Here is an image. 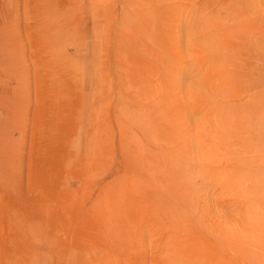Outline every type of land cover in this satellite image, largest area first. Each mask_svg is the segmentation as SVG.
<instances>
[{
	"label": "rangeland",
	"instance_id": "obj_1",
	"mask_svg": "<svg viewBox=\"0 0 264 264\" xmlns=\"http://www.w3.org/2000/svg\"><path fill=\"white\" fill-rule=\"evenodd\" d=\"M0 6V264H264V0Z\"/></svg>",
	"mask_w": 264,
	"mask_h": 264
},
{
	"label": "bare ground",
	"instance_id": "obj_2",
	"mask_svg": "<svg viewBox=\"0 0 264 264\" xmlns=\"http://www.w3.org/2000/svg\"><path fill=\"white\" fill-rule=\"evenodd\" d=\"M10 1V0H9ZM1 3H3V2H1ZM1 8H3L2 6H0V11H1ZM10 8V7H9ZM4 10V9H3ZM4 11H2V13H3ZM8 13V12H7ZM4 14L5 13H3V15L2 16H4ZM0 15H1V12H0ZM6 15V14H5ZM5 17H7V19L5 18V21L6 20H10V19H8V16H5ZM1 18V17H0ZM10 18V17H9ZM2 19H4V17H2ZM2 21V20H1ZM1 21H0V23H1ZM7 21V22H8ZM3 22V21H2ZM6 23V22H5ZM9 23H11V22H9ZM8 23V24H9ZM3 24V23H2ZM1 26V25H0ZM12 27V26H11ZM2 29H3V27H2ZM0 31L2 32V30L0 29ZM12 32V31H11ZM4 33H6V30H5V32ZM4 33L2 32V34L4 35ZM2 34L0 33V52L2 51H7V54H8V51H12V53H14L13 51H14V48L13 49H10V46H14V42H12V39H11V36H8V37H6V36H4L5 37V40H3V36H2ZM15 35V34H14ZM8 38V39H7ZM11 53V52H10ZM9 53V54H10ZM5 55V54H4ZM6 56V55H5ZM15 56V55H14ZM6 59H10L9 57L8 58H6ZM8 61V60H7ZM10 61V60H9ZM12 61V60H11ZM17 62V61H16ZM12 63H15V62H13L12 61ZM12 63H10V65L12 64ZM18 64V63H17ZM16 66V65H15ZM15 66H14V68H15ZM11 67V66H10ZM11 69H13V66H12V68ZM15 70H17V69H15ZM12 72H14L15 73V75H14V77L16 76V71H12ZM23 72V71H22ZM20 79H19V82H20V80H21V76L19 77ZM23 80V79H22ZM1 88H2V86H0V90H1ZM10 88H11V86H10ZM10 88H8V85L6 84V85H3V88H2V90L0 91V102H2V106L1 107H3V108H1V110H2V114L4 115V116H6V117H8L9 115H8V112H10L11 110H14L16 107H17V103H16V98L14 97V98H12L11 99V96L9 97V93H10ZM19 89H20V84H18V85H16V86H14V84H13V86H12V88H11V90H17L18 92H19ZM5 97H9V100L10 101H7V102H5V101H2ZM7 99V98H6ZM16 145H15V143L14 142H10V141H8V139H6V140H4V141H2V139H1V137H0V164L2 165V164H4V163H6V161L3 159V157H6V158H9V159H14V158H16ZM18 155V154H17ZM8 161V160H7ZM16 161V160H15ZM1 167H3L2 169H1V171H5V167L6 166H1ZM9 169V168H8ZM11 169H13V167L11 168ZM16 169V168H15ZM14 170V169H13ZM9 171V170H8ZM8 171L6 170V172L8 173ZM16 171V170H15ZM14 172V171H13ZM2 173V172H1ZM11 173V172H10ZM4 174H5V172H4ZM9 174V173H8ZM3 175V174H2ZM12 175V174H11ZM4 176V175H3ZM5 177V176H4ZM2 178V177H1ZM1 178H0V180H1ZM5 178H9V176H7V177H5ZM86 179V178H85ZM138 179V178H137ZM78 180V179H77ZM4 183V182H3ZM12 183V182H11ZM12 185V184H11Z\"/></svg>",
	"mask_w": 264,
	"mask_h": 264
}]
</instances>
